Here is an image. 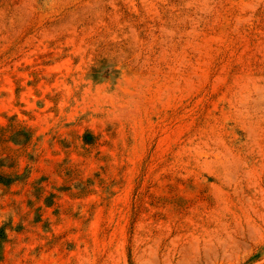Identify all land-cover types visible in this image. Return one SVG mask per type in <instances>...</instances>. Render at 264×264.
<instances>
[{
	"label": "rangeland",
	"instance_id": "obj_1",
	"mask_svg": "<svg viewBox=\"0 0 264 264\" xmlns=\"http://www.w3.org/2000/svg\"><path fill=\"white\" fill-rule=\"evenodd\" d=\"M0 264H264V0H0Z\"/></svg>",
	"mask_w": 264,
	"mask_h": 264
}]
</instances>
